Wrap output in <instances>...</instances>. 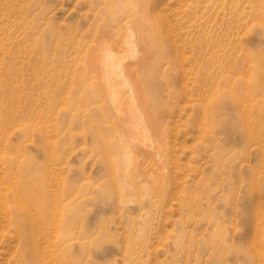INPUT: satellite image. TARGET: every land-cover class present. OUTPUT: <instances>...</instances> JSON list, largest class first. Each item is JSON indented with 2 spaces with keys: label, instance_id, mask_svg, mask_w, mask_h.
<instances>
[{
  "label": "rangeland",
  "instance_id": "374dc122",
  "mask_svg": "<svg viewBox=\"0 0 264 264\" xmlns=\"http://www.w3.org/2000/svg\"><path fill=\"white\" fill-rule=\"evenodd\" d=\"M129 27L151 53L130 56ZM103 43L153 135L127 171ZM253 263L264 0H0V264Z\"/></svg>",
  "mask_w": 264,
  "mask_h": 264
},
{
  "label": "bare ground",
  "instance_id": "6f19581e",
  "mask_svg": "<svg viewBox=\"0 0 264 264\" xmlns=\"http://www.w3.org/2000/svg\"><path fill=\"white\" fill-rule=\"evenodd\" d=\"M136 29H138V28H136ZM127 34H128L129 39L128 40L126 39V41L128 42V45L130 47V56L131 57H135L137 49H139V48L144 50L147 55H148V53H151V51H152L151 41H150V38L148 36H146L144 33H141V32L139 33V35H137L136 31L132 27L128 28ZM121 41H122L121 33L120 32L114 33L113 43L119 44ZM104 43L99 48L97 47L98 50L94 53L93 59L100 61L104 65L102 73L104 74L103 75L104 80H106V87H107L106 89L109 93L110 102L112 103L111 106L114 107L116 110V112L114 110V113H117L114 115H115V117L117 115L118 119L122 123H124L123 124L124 126H121L122 129L128 130V133H126V134L125 133H123V134L119 133V135H121L120 145H119L120 151H121V153H120L121 154V166H122V169L124 171H127V170H129V168L134 166L135 163L137 162L136 161L137 160L136 154L138 153L137 152L138 149H136V143L139 139V137L137 136V129H139L138 128L139 125L145 124V116L143 115L142 110L139 107V104L137 102L134 87L133 86L131 88L127 87V86L124 87L125 84H128V86H129V84L131 82V81H129L130 80L129 77H131L129 74V71L132 72V71L136 70L135 67L133 68V67H131L132 66L131 65L129 67L130 69L128 71V66L130 64H128L127 67L125 66V64L127 63L126 55L122 54V53L115 52L111 47H109L108 44H104ZM116 48H120V47H116ZM124 49H125V47H124ZM140 58H142V57H140ZM123 82L125 83L124 85L121 84ZM126 87H127V89H126ZM144 126H145L144 127V134H143L144 138L141 137V138H143L142 142H144L146 139H149V140L152 139L153 140V135L151 133V130L148 128V126H146V124ZM119 130H121V129H119ZM151 148L153 149L154 146H151ZM159 150H160V148H159ZM257 253L259 254V252H257Z\"/></svg>",
  "mask_w": 264,
  "mask_h": 264
}]
</instances>
